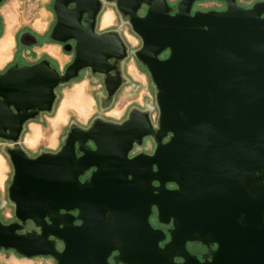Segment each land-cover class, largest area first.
<instances>
[{
    "label": "water",
    "instance_id": "water-1",
    "mask_svg": "<svg viewBox=\"0 0 264 264\" xmlns=\"http://www.w3.org/2000/svg\"><path fill=\"white\" fill-rule=\"evenodd\" d=\"M108 1L141 39L135 56L156 89L157 124L132 109L121 122L70 127L55 152L31 156L18 145L24 125L51 112L55 89L82 70L102 76L109 99L122 84L128 47L118 32L96 31L102 0H53L50 38L73 50L71 62L63 72L48 59L0 72L14 207V220H0V249L55 264H112L113 252L114 264H264V1L193 13L200 0L175 11L168 0ZM144 137L152 153L130 157ZM153 207L171 225L167 241L150 223Z\"/></svg>",
    "mask_w": 264,
    "mask_h": 264
},
{
    "label": "rangeland",
    "instance_id": "rangeland-1",
    "mask_svg": "<svg viewBox=\"0 0 264 264\" xmlns=\"http://www.w3.org/2000/svg\"><path fill=\"white\" fill-rule=\"evenodd\" d=\"M179 1L168 0L172 11L176 10ZM255 1L258 0H237V3L249 5ZM220 6L223 5L218 0H202L193 5L192 11ZM144 11L145 7H142L138 13ZM105 17H108L107 22ZM54 23L53 0H3L0 3V72L12 65L26 66L42 59H48L53 67L63 72L73 58V51L64 50L61 43L50 38ZM108 30L118 32L128 47L127 58L118 63L122 84L111 99L107 98L102 76L88 70H82L77 78L60 84L55 89L52 111L39 113L24 125L18 145L29 155L57 151L70 127L88 128L97 119L121 122L132 109L148 112L157 124L156 89L146 67L135 56L141 39L132 30L128 16L117 10L115 2L102 0L96 31ZM11 146L10 142L0 139V161L5 165V182L0 186V220L4 223L14 219V207L7 198L13 169L6 148ZM154 147L153 139L144 137L142 144L134 146L131 154H149ZM150 222L157 229L163 225L157 215L151 216ZM34 229L31 223L25 227V231ZM187 245L191 251L188 250L199 257L205 254L206 249L200 243L188 242ZM0 264H55V260L50 256L26 258L13 250L0 249Z\"/></svg>",
    "mask_w": 264,
    "mask_h": 264
},
{
    "label": "flooded vegetation",
    "instance_id": "flooded-vegetation-1",
    "mask_svg": "<svg viewBox=\"0 0 264 264\" xmlns=\"http://www.w3.org/2000/svg\"><path fill=\"white\" fill-rule=\"evenodd\" d=\"M200 1H202V0H200ZM218 1L221 2L223 6H220V7H218V8H215L214 10H218V11H220V10H224V9L226 8V4H225V2H224V1H221V0H218ZM258 1H259V0H258ZM258 1H255V2H253V3H251V4H249V5H246V4H239V5H241V6L245 7V8H248V7H251L254 3H256V2H258ZM196 2H199V1H195L194 4H195ZM194 4H193V5H194ZM192 7H193V6H192ZM202 11H207V10H202ZM192 13H193V11H192ZM72 51H73V50H72ZM73 55H74V53H73ZM84 70H88V69H84ZM88 71H89V70H88ZM152 151H153V150H152ZM152 151H150L149 154H151ZM136 154H137V153H133V154H130L129 156L132 157V156H134V155H136ZM94 170H95V168H91V169L87 170V171L84 173V175L80 177L81 180L83 181V180L87 179L88 177H90L91 173H92ZM154 184L157 185L156 182H154ZM167 187H168V188H176V185H175V183H168V184H167ZM151 216H152V217L156 216V209H155V207H153V213H152ZM151 216H150V217H151ZM13 220H14V219H13ZM77 223H79V222H77ZM150 223H151V222H150ZM151 225H152V224H151ZM170 226H171V225L168 224V225H162V227H160V229H163V230L166 232V240H165V241H167V240L169 239V236H168V233H167V229H169ZM165 241H164V242H165ZM57 245L60 246L59 249H62V242L58 241V242H57ZM161 245H163V244H161ZM187 247H188V245H187ZM188 249H189V248H188ZM189 250H190V249H189ZM190 251H191V250H190ZM116 255H117V252H113V253H112V255H111L110 258H109V262H110V263L114 264V257H115ZM177 260L180 261L181 259H177ZM118 264H120V263H118Z\"/></svg>",
    "mask_w": 264,
    "mask_h": 264
},
{
    "label": "crops",
    "instance_id": "crops-1",
    "mask_svg": "<svg viewBox=\"0 0 264 264\" xmlns=\"http://www.w3.org/2000/svg\"><path fill=\"white\" fill-rule=\"evenodd\" d=\"M5 42H8L7 41V39L5 40ZM1 162L2 161H0V186L5 182V169H4V167H5V165H4V163L2 162V164H1ZM3 167V169H1Z\"/></svg>",
    "mask_w": 264,
    "mask_h": 264
},
{
    "label": "bare ground",
    "instance_id": "bare-ground-1",
    "mask_svg": "<svg viewBox=\"0 0 264 264\" xmlns=\"http://www.w3.org/2000/svg\"><path fill=\"white\" fill-rule=\"evenodd\" d=\"M107 20H108V17H105V22H107Z\"/></svg>",
    "mask_w": 264,
    "mask_h": 264
}]
</instances>
